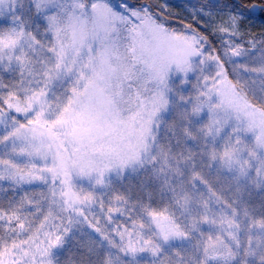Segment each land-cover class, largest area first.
Returning <instances> with one entry per match:
<instances>
[{
    "label": "snow or ice",
    "instance_id": "obj_1",
    "mask_svg": "<svg viewBox=\"0 0 264 264\" xmlns=\"http://www.w3.org/2000/svg\"><path fill=\"white\" fill-rule=\"evenodd\" d=\"M0 264H264V0H0Z\"/></svg>",
    "mask_w": 264,
    "mask_h": 264
},
{
    "label": "trees",
    "instance_id": "obj_2",
    "mask_svg": "<svg viewBox=\"0 0 264 264\" xmlns=\"http://www.w3.org/2000/svg\"><path fill=\"white\" fill-rule=\"evenodd\" d=\"M170 2H171L173 5H177V4L181 3V0H170ZM172 10L175 11V12H182V9H180V8H178V7H173Z\"/></svg>",
    "mask_w": 264,
    "mask_h": 264
}]
</instances>
